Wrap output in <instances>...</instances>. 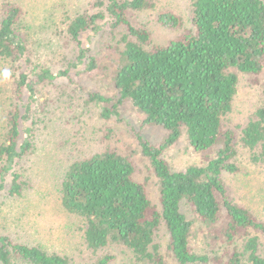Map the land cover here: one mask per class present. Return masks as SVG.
<instances>
[{"label":"trees","instance_id":"16d2710c","mask_svg":"<svg viewBox=\"0 0 264 264\" xmlns=\"http://www.w3.org/2000/svg\"><path fill=\"white\" fill-rule=\"evenodd\" d=\"M157 1L95 0L91 7H104L103 13L64 14L59 23L64 30L57 26L58 35L51 38L65 36L75 43L72 67L91 73L97 64L87 56L82 35L91 37L108 26L125 31L114 63L116 101L99 93L90 94L89 100L100 107L103 120L118 117L120 106L128 102L142 116L143 127L165 132L158 145L135 133L157 181L158 204L136 178L135 163L105 149L64 168L58 182L60 205L80 221L84 247L93 253L118 246L131 254L134 264H165L154 242L163 227L175 264H264V245L251 235L264 234V222L235 203L223 181L224 174L238 172L237 138L224 127L238 92V74L264 76V0H190V28L164 45L153 44L150 33L129 20L131 13L155 10L160 27L182 29L183 20L157 9ZM30 29L17 4L0 0V67L11 73L13 95L0 122V191L11 198L29 189L21 169L31 162L37 138L46 129L33 110L36 87L69 76L32 62ZM182 137L193 152L215 150V155H207L201 166L171 169L163 153ZM239 143L254 164L264 165V103L242 129ZM112 259L105 254L92 264H110ZM17 262L74 264L66 256L0 234V264Z\"/></svg>","mask_w":264,"mask_h":264},{"label":"rangeland","instance_id":"374dc122","mask_svg":"<svg viewBox=\"0 0 264 264\" xmlns=\"http://www.w3.org/2000/svg\"><path fill=\"white\" fill-rule=\"evenodd\" d=\"M93 1L11 0L21 8L31 28L32 62L53 74L67 71L69 76L46 81L36 87L33 110L46 129L37 138L31 162L21 169L29 189L17 198L0 191V234L9 236L16 243L39 246L48 253L66 256L74 264H92L105 254L113 257L110 264H134L131 254L118 246H109L96 253L87 250L80 221L62 209L58 193L60 173L69 163L90 152L111 149L135 163L136 178L146 184L150 200L154 204L159 201L157 181L148 162L140 154L135 133L151 145H158L165 132L155 126L143 127L142 116L128 102L120 106L118 117L103 120L99 116L100 107L89 100L90 94L99 93L116 101L114 63L123 47L120 40L125 31L108 26L91 37L82 35L87 56L94 58L97 64L91 73H85L80 65L72 67L76 59L75 43L65 36V39L51 38L53 33L58 35L54 31L57 26L64 30L59 26L64 14L73 17L85 10L103 13L104 7H91ZM159 8L170 10L180 17L183 28L172 30L160 27L155 23V10L131 13L129 20L134 27L146 29L153 44L164 45L190 28V0H159ZM3 70L9 69L7 66L0 67V122L13 101L12 79H4ZM263 103L264 76L238 74V92L231 113L224 119L225 129L232 130L237 138L235 163L238 172L224 174L223 181L233 201L264 222V165L254 164L249 151L239 143L242 129ZM214 155L215 150L205 155L193 152L182 137L163 153V159L171 169L178 171L191 165H204L206 156L212 158ZM182 212L191 218L184 205ZM251 235L257 236L264 245V234L251 232ZM154 242L160 245L165 264H175L167 252L168 236L163 227Z\"/></svg>","mask_w":264,"mask_h":264},{"label":"clouds","instance_id":"9594fccd","mask_svg":"<svg viewBox=\"0 0 264 264\" xmlns=\"http://www.w3.org/2000/svg\"><path fill=\"white\" fill-rule=\"evenodd\" d=\"M10 75H11V73L8 70H5L2 73V76H3L4 79H8Z\"/></svg>","mask_w":264,"mask_h":264}]
</instances>
